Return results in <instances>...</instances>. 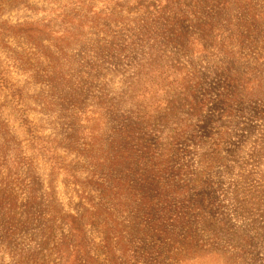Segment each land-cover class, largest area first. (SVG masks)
Returning <instances> with one entry per match:
<instances>
[{
    "label": "rangeland",
    "instance_id": "1",
    "mask_svg": "<svg viewBox=\"0 0 264 264\" xmlns=\"http://www.w3.org/2000/svg\"><path fill=\"white\" fill-rule=\"evenodd\" d=\"M159 3L0 4V264H264V0Z\"/></svg>",
    "mask_w": 264,
    "mask_h": 264
},
{
    "label": "trees",
    "instance_id": "2",
    "mask_svg": "<svg viewBox=\"0 0 264 264\" xmlns=\"http://www.w3.org/2000/svg\"><path fill=\"white\" fill-rule=\"evenodd\" d=\"M13 1H17V0H0L1 3H6V2H13ZM160 3L158 4V9L157 10H162V11H166L168 9V0H158ZM0 3V4H1ZM25 26V24H19L18 27H23ZM25 32L24 30H22V33ZM177 209V208H175ZM180 215L179 217L185 219V217L183 216V214H178ZM80 247H83V246H78L77 245V248H80Z\"/></svg>",
    "mask_w": 264,
    "mask_h": 264
}]
</instances>
